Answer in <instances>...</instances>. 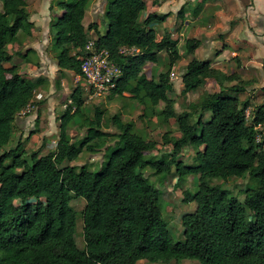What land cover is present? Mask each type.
I'll return each mask as SVG.
<instances>
[{"label":"trees","instance_id":"trees-1","mask_svg":"<svg viewBox=\"0 0 264 264\" xmlns=\"http://www.w3.org/2000/svg\"><path fill=\"white\" fill-rule=\"evenodd\" d=\"M93 1L57 0L61 13L51 23V46L58 69L82 78L83 48L93 30L95 47L106 50L120 71L110 94L128 93L145 110L163 102V120L175 118L178 135L163 134V144L171 150L156 157L151 152L157 150V143L136 133L133 123L117 114L104 118L103 110L95 107L92 117L82 119L83 89L78 82L71 103L59 116L54 150L44 155L32 152L27 161L20 140L4 149L12 138L16 114L30 103L42 80L20 73L10 64L13 55L7 49L18 42L21 32L35 29L27 1L1 0L0 264H137L139 260L168 263L181 259L199 264H264V101L252 107L251 119L246 120L244 109L250 99L240 98L245 89L239 75L222 71L209 59L192 57L181 74L180 94L186 96L210 80L219 89L206 91L189 104V110L176 114L169 97L173 91L170 73L182 53L192 54L201 45L200 38L185 37L181 51L178 38L167 29L159 34L154 27L169 12H147L145 0H108L102 33L96 23L84 24ZM207 2L199 1L193 17ZM178 15L184 16L182 7ZM161 53L166 69L157 72ZM147 64L150 76L144 70ZM230 81L235 83L224 85ZM78 119L91 133L72 140L68 129ZM259 123L262 128L257 130ZM104 125H114L116 132H106ZM259 132L262 137L257 141ZM109 136L114 138L112 144H107ZM187 146L195 148L190 164L178 158ZM101 149L97 170L60 166L76 160L83 150L97 153ZM146 168L162 180L170 174L178 181L190 174L198 176L197 189L183 192V202L195 204L181 220L183 241H175L170 233L159 190L142 172ZM230 177L259 182L242 191L241 201L211 184L214 178ZM78 197L85 200L82 249L75 241L77 212L70 205Z\"/></svg>","mask_w":264,"mask_h":264},{"label":"rangeland","instance_id":"rangeland-1","mask_svg":"<svg viewBox=\"0 0 264 264\" xmlns=\"http://www.w3.org/2000/svg\"><path fill=\"white\" fill-rule=\"evenodd\" d=\"M26 1L28 7L31 8L33 13L34 11L36 13L40 10V4L43 0ZM95 1V6H99V2L102 0ZM50 3L57 5L55 0H52ZM172 3H174V1L166 3V7L171 8ZM198 4L199 0L190 2L189 8L191 17L194 15V10ZM105 6L106 3H104V7ZM255 6L259 9L258 11ZM30 8H28V10ZM262 9L264 10V0H256V2L254 0H208L199 17L196 19L191 18L189 24L192 26H189L190 28L185 27L182 31L183 34H181V30L179 29L174 31L175 33L177 32L176 38L179 40V47L181 51H183L182 42L186 35L189 37L197 36L200 38L202 45L191 55L199 59L215 60V53L218 48H221L222 44V41H220L217 45V43H215L216 38L220 35H232L233 29H235L232 37L239 39L241 37V25L244 31L247 29L245 27L251 26L250 30L256 31L254 36L251 37V40H253L257 46L254 45V47H252L249 43L244 45L242 44L243 41L238 44L234 43L236 45L232 46L234 49H238L235 51H241V49H243L244 53H242L241 56L237 55L236 57L230 58L233 64H231L228 72L231 69H235L234 71L236 74L241 75L244 72L243 69H240L243 61L255 57L257 58L256 61L259 62L258 56L263 52V50L260 51L259 49H264V41H261L263 43L261 45H259V42L257 43V36L264 38V32L263 30H259L257 27L258 24H256L257 21H264V11H262ZM183 17H185V15ZM175 18H177V16ZM96 19H99V31L104 32L106 29L105 16L98 11ZM170 21L172 20L169 19L166 25L170 24ZM53 31L54 30H52L50 26L48 33L51 35ZM158 32L162 34L161 30H158ZM42 36L43 33L41 29L21 32L18 42L9 44L7 47L8 51L13 55L10 64L16 65L19 72L25 77L33 80L41 79L42 82L41 85L36 88L34 97L30 101V110L23 109L16 114L12 138L4 149L15 147L20 140L24 148L22 156L27 161L30 160V154L32 152L38 151L39 155H44L54 150L58 139L59 116L64 112L66 106L71 103V92L79 82L83 89L84 99L82 119L84 117H92L95 107H98L103 110L104 118L117 114L121 120L132 122L136 133L149 140H154L157 143V150L152 151L151 154L156 155V157L165 156L171 150L170 145L163 144L162 136L166 132L171 136H176L178 135V129L175 118H170L167 121L163 120L162 111L165 106L163 102H160L152 110H145L143 104L129 97L130 95L128 93H124L123 96L119 97L112 96L109 91L99 95L91 94L88 88H85L86 81L83 78L73 72L61 71L58 69L52 51V44L44 43L46 40H42ZM88 36L89 39H92L89 33ZM229 50L230 49H228V51ZM25 53H28L27 58H24ZM181 56V59L173 66L170 73L173 91L169 94V97L173 99L176 114L184 110H189V104L197 101L206 91L211 89L215 90L211 88L213 85L210 84L214 81L210 80L206 85H200L196 91L182 96L180 94V89L182 88L180 76L190 57H188L186 53H182ZM231 56L232 53L229 52V55L224 58H229ZM164 58L165 54L161 53L160 63L156 66L158 68L157 72L165 71ZM144 70L147 75L150 76L151 65L147 64ZM259 72L260 69L255 67L250 71V75L248 76H253L256 79L255 82H257L258 85H262L264 77H261ZM259 79L263 80L260 82ZM259 90H262V88ZM257 103H261V101ZM250 105H252V103H250ZM196 118L197 114L194 115L193 120ZM206 118L207 114L204 115V119ZM81 121V119L76 120L68 129L72 140H78L91 133L89 128L83 125ZM102 129L110 133L116 132L114 125H110L109 127L104 125ZM107 138V144H112L114 138L110 136ZM102 154L103 149L97 153H90L83 150L76 160L71 162L65 161L60 166L76 165L79 167L83 165L90 170H97L101 165ZM194 154L195 148L187 146L183 149L182 153L178 155V158L184 163L190 164L193 161ZM142 172L159 190L162 214L167 221L169 231L173 235L174 240L183 241L182 217L185 213L192 212L195 209L194 203L186 204L183 202V192L185 190L193 192L197 189L198 176L190 174L184 180L178 181L174 174H170L162 180L149 168L142 170ZM258 180L257 178L249 177H230L227 180L214 178L211 180V184L221 189L228 190L229 195L236 196L242 201L244 199L242 191L248 186H257ZM70 205L77 212L75 241L77 246L82 249L84 248V240L82 234L81 211L85 205V200L81 197L74 198L70 201ZM137 264H199V262L193 259L172 260L168 263H151L147 260H139Z\"/></svg>","mask_w":264,"mask_h":264},{"label":"crops","instance_id":"crops-1","mask_svg":"<svg viewBox=\"0 0 264 264\" xmlns=\"http://www.w3.org/2000/svg\"><path fill=\"white\" fill-rule=\"evenodd\" d=\"M52 0H43L42 3L40 4V10H38L37 8V12L33 13V11L30 8L29 12H30V20L34 22L35 25V29H41V32L43 33L42 36V40H46L47 44H52V40H53V36H51L48 31L49 28L51 26V23L53 22V20H55L58 15L61 13V8L58 5H55L54 3H50ZM56 4H57V0ZM107 1L108 0H102L99 2V6H95L96 1L94 0L85 15V19H84V24L85 26L88 23H96L97 27L99 29V19H96V14L98 13V11H100L101 13H105L106 11V6H107ZM147 2V12H155L156 14H164V13H168L169 15L168 17L165 19V21L163 23H154V27L158 30H161V32L164 31V29H167L168 31H170L174 37H176V33L174 32L175 30H181V34L183 29H185V27H191L192 25H190V20L191 18H198L199 15L197 17H191L190 16V2L196 1V0H165V1H160L157 0V4L156 5H152L151 1L152 0H145ZM172 3V7L171 8H167L166 7V3ZM200 1V0H199ZM256 2V0H254ZM54 2V1H53ZM104 3H106V6L104 7ZM183 8L184 10V15L183 16H179L178 15V10L180 8ZM256 7V6H255ZM257 11L259 10L256 7ZM262 11H264L262 9ZM47 13V14H45ZM177 16V18H175ZM190 18V19H189ZM169 19H171L172 21H170L171 23L166 25V23L169 21ZM251 23V22H250ZM258 29L259 30H263L264 32V21L262 22H258ZM167 26V27H166ZM189 27V28H190ZM251 26L245 27L247 29H245L246 31H244V28L241 25V37L239 39L237 38H233L232 35L235 32V29H233V33L232 35L227 34V35H220L218 38H216L215 43H217V45L219 44L220 41H222L221 44V48L216 51V56H215V60L214 59H209L212 61V64L216 67H218L219 69H221L224 72H228V69L231 67V64H233V61L230 60V58L232 57H236L237 55L241 56L242 53H244V50L241 49V51H235L238 50L237 48L234 49L232 46L236 45L238 43H243L242 44H251L252 47H254V45H256L254 43L253 40H251V37L254 36V33H256V31H252L250 30ZM103 33V32H102ZM90 36L94 39L96 37V34L94 33L93 30L89 31ZM185 37H189V36H185ZM193 37V36H191ZM197 37V36H194ZM248 38V39H247ZM257 43L259 42V45L263 44L262 42L264 41V38L257 36ZM262 41V42H261ZM236 43V44H234ZM202 45V43H201ZM200 45V46H201ZM257 46V45H256ZM228 49H230L228 51ZM260 51L264 49H259ZM197 49L194 51L196 52ZM229 52L232 53V56L229 58H224L226 56L229 55ZM263 52L258 56V60L259 62H257V58L253 57L249 60H245L243 61L242 66L240 67V69H243V74L239 75V79L242 80L245 84H244V88L245 90L241 93L242 95L240 96L241 99H246V98H250V103H252V105L254 106L255 104H257L258 101H264V80L263 79H259L260 82L263 80V84L262 85H258L256 81V79L253 76H248L250 75V71H252L255 67H257V69H260L259 75H261V77H264V71L262 70V65L264 63V54ZM188 57L192 58L193 56L190 54H187ZM189 58V59H190ZM188 59V60H189ZM199 59V58H198ZM226 59V60H224ZM230 60V61H229ZM235 61V60H234ZM236 62V61H235ZM57 66V65H56ZM235 69H231L229 72H234ZM254 72V71H253ZM180 81H181V76H180ZM235 81H230V82H226L224 83L225 86L228 85H232L234 84ZM211 85H213L211 88L213 89H219V85L216 82L210 83ZM209 84V85H210ZM182 87V84H181ZM260 88H262V90H259ZM261 93V94H259ZM255 95V96H254ZM257 101V102H256ZM249 103V105H250ZM250 105V106H252ZM252 106V107H253Z\"/></svg>","mask_w":264,"mask_h":264},{"label":"built area","instance_id":"built-area-1","mask_svg":"<svg viewBox=\"0 0 264 264\" xmlns=\"http://www.w3.org/2000/svg\"><path fill=\"white\" fill-rule=\"evenodd\" d=\"M94 39H89L83 48L84 57L81 63L82 78L86 81L85 88L94 95L105 93L120 75L119 69L109 59L108 52L104 49L95 47ZM30 103L24 108L30 110ZM252 106L248 105L244 109L246 120H250ZM257 130L262 128L259 123L255 126ZM262 133L257 134V141H260Z\"/></svg>","mask_w":264,"mask_h":264}]
</instances>
